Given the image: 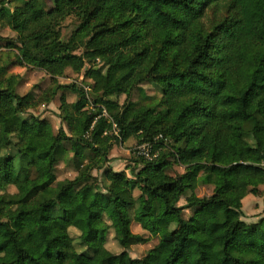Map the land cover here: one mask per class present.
Masks as SVG:
<instances>
[{
	"label": "trees",
	"instance_id": "1",
	"mask_svg": "<svg viewBox=\"0 0 264 264\" xmlns=\"http://www.w3.org/2000/svg\"><path fill=\"white\" fill-rule=\"evenodd\" d=\"M50 1V10L27 0L11 11L0 0V29L16 33L0 35V62L13 56L57 83L36 98L0 79V264H136L133 220L160 239L141 264H264V217L245 225L240 206L241 193L264 196V0ZM220 8L218 33L196 38ZM100 63L106 78L91 95L60 81L67 67L89 65V77ZM144 82L159 87L158 108L145 103ZM113 93L126 99L107 118ZM58 98L59 126L28 114ZM116 137L137 146L118 172ZM74 160L84 170L47 198L59 166ZM197 180L214 191L180 205ZM245 226L250 239L239 238Z\"/></svg>",
	"mask_w": 264,
	"mask_h": 264
},
{
	"label": "rangeland",
	"instance_id": "2",
	"mask_svg": "<svg viewBox=\"0 0 264 264\" xmlns=\"http://www.w3.org/2000/svg\"><path fill=\"white\" fill-rule=\"evenodd\" d=\"M27 0H9V9L12 11L13 7L22 5ZM45 1V3H43ZM41 4L44 6L46 10H50V8L53 6V1L50 0H40ZM212 12L208 11V15L205 19V29L204 30H197L195 32V37L202 40V38L207 33H218V31L215 28L216 20H223L227 18V11L224 8H220L219 10L215 11L212 10ZM214 14L216 16H214ZM72 30V27H70L67 30H63V33L65 36H68L70 34V31ZM0 35L4 37H16V33L10 30L9 28L0 29ZM143 49H148L151 52H154V45L151 41H146L143 44ZM4 61L6 62H0V79L3 78H11L12 85L14 84V87L16 91L20 95H26L28 93H32L36 98L45 90L49 89L50 87L57 85V83H54L52 79L49 77V75H46L43 71L40 70H32L30 67L23 65L19 66L16 64V58L10 57L8 60L5 58ZM100 62V60H98ZM13 64V65H11ZM159 64H156L154 68L148 69L147 74H157V71H160L162 67H158ZM95 68V71L93 70L91 72V75L89 77H85V73L90 69V66H86L81 74H74L70 67L66 68V72L61 77L60 81L64 83H79L86 91H88L89 95H91L94 91L93 86L102 80H105L106 78V72H107V64L100 63L97 64ZM140 86L145 90V103L153 108L159 107V100H160V89L159 87L155 86L151 82H144L141 83ZM66 91L62 90L60 91V94L58 97H63L67 102H74L77 98L73 94L66 95ZM139 94L134 93L131 96V99L136 100L138 98ZM126 99V95L121 94L118 95L116 93H113L107 97L103 98V101H105V105H107V109L103 110L105 112L107 118H110V114L118 113L119 110H121V106L124 103ZM101 100V95L98 94L94 101ZM61 99L58 98L53 104L51 105H44V106H38L36 109H32L29 111L28 114H32L41 118H51L54 121H56L57 126L60 125L59 123V116H58V109L61 105ZM89 109V106L87 107ZM162 111H165V108H159ZM59 123V124H58ZM64 128L69 132L70 127L68 125H64ZM115 131H117V128L115 127ZM121 139L119 137H116L114 141H116V144L113 148V160H116L119 163L113 164V169L118 171H123L125 167L131 163L132 159V150L135 147L134 139L132 137H128L126 142L124 144H121ZM84 165L79 166V171L75 167V160L74 162L69 165H61L58 168V179L57 181L45 192L47 198H54L58 196L60 193V190L67 186V184L78 177L80 172L84 170ZM96 174V173H94ZM98 179L102 187L105 186V180L103 178V175L98 173ZM12 191H15L14 188H11ZM214 191L213 186H203L199 180L195 182V188L192 191H189L185 194V196L182 198L180 205L185 204V201L188 197L197 196L201 197L205 194H211ZM134 195L136 198L141 197V191L139 189H136L134 191ZM249 196H253L248 194L247 192L243 193L242 198H240V206L243 213L242 221H244L245 225H248L254 221H256V218L259 215H256V209L257 207H261L264 211V200L262 203L257 204V202L254 199H251ZM61 200V199H60ZM65 204L60 203L59 207L56 209V212H61L62 207L65 206ZM257 206V207H256ZM131 217L133 219V211L130 210ZM131 232L133 234L139 235L142 238L141 242L134 243L130 245L127 249V252L129 256L136 262V264H141V260L144 257V255L152 248L157 246L160 242L159 237L153 238L150 236V234L147 231H144L139 224H137L134 220L131 225ZM240 239H250L252 238V235L249 231V227L245 226L244 230L242 231L241 235L239 236Z\"/></svg>",
	"mask_w": 264,
	"mask_h": 264
},
{
	"label": "crops",
	"instance_id": "3",
	"mask_svg": "<svg viewBox=\"0 0 264 264\" xmlns=\"http://www.w3.org/2000/svg\"><path fill=\"white\" fill-rule=\"evenodd\" d=\"M115 162L116 163H119V162H117L116 160L114 161V162H111V166H113V164H115ZM242 196H243V193H241V198H242ZM251 199H254L256 202H257V204H260V203H262V201L264 200V196L262 197V198H257V197H254V196H249ZM257 207V206H256ZM256 215H259L257 218H256V221H254V222H257L260 218H262V217H264V211L262 210V208L261 207H257V209H256ZM254 222H252V223H254Z\"/></svg>",
	"mask_w": 264,
	"mask_h": 264
},
{
	"label": "built area",
	"instance_id": "4",
	"mask_svg": "<svg viewBox=\"0 0 264 264\" xmlns=\"http://www.w3.org/2000/svg\"><path fill=\"white\" fill-rule=\"evenodd\" d=\"M103 115H104L105 117H107L106 114H105V112H103ZM115 134L117 135L118 132L115 131ZM140 154L143 155V156L146 157V158H151V156H150V151L147 150L146 146H142V147H141V149H140Z\"/></svg>",
	"mask_w": 264,
	"mask_h": 264
}]
</instances>
